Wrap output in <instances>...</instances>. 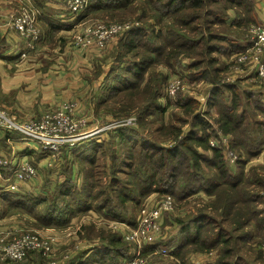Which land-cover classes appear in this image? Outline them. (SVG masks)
<instances>
[{
    "label": "trees",
    "instance_id": "obj_1",
    "mask_svg": "<svg viewBox=\"0 0 264 264\" xmlns=\"http://www.w3.org/2000/svg\"><path fill=\"white\" fill-rule=\"evenodd\" d=\"M141 1L145 8L131 6L134 0L87 1L84 13L136 9L135 19L139 21L137 26L109 42L110 48L107 44L101 50V55L109 57L111 62L101 83L104 91L100 89L96 109L109 101L110 95L116 97L140 90L145 97L134 115L140 120L139 125H143L142 119L151 115L150 111H160L171 101L169 97L164 102L160 98L168 74L151 70L156 65L167 66L173 74L185 71L189 82L211 83L206 108L202 109L198 98L192 96L178 97L179 101L174 99L175 107L187 114V118L177 117L168 125H161L158 130L164 128L168 133L161 140L150 139L143 134L142 128L129 127L126 123L105 132L104 143L108 145L105 158L109 159L107 169L111 178L108 188L95 177V171L99 170L96 160L100 148L96 138L100 136L84 138L72 147V151L65 150L64 156L68 161L73 157L74 161L86 164V171L80 168L75 177L73 167L77 169L78 166L73 162L67 175L59 173L56 184L47 183L46 187L51 191L48 194L21 195L13 190L3 191L0 216L19 211L30 217L34 215L38 220L59 223L60 227L79 211L94 209L91 213L97 215L96 210H101L105 216L118 218L114 208L120 207L119 215H122V207L128 201H137L146 195L159 199L160 195L171 194L177 199L175 209L179 213L169 218L176 230L164 245H173L169 256L175 264H185V254L189 251L204 253L210 250H216L217 255L204 264H264V253L261 252L264 247V206H260L264 205V197L260 194L264 188V175L253 174L254 165L249 166V172L245 169L248 160L264 146V118H249L244 109H239L244 100L246 110L264 115V99L251 89L242 90L238 84L224 81L230 65L219 62L218 55L233 46L228 36L233 27L246 34L249 24L255 22L250 0ZM63 2L65 4L66 0ZM147 10L151 11L154 20L142 22ZM230 11L235 13L233 20H229ZM0 37L1 50L7 44ZM180 57L191 59L185 70L177 67ZM101 70L97 65L93 75L98 76ZM225 92L231 95L230 102L224 99ZM212 111L216 115H212ZM109 115L117 118L131 116V112L122 116L109 112ZM218 129L231 136L230 147L238 152L233 165L235 171L224 159L226 146L222 142L215 146L209 144L211 137L218 139ZM122 147L126 148L124 155L119 151ZM199 148L212 155L207 156ZM119 173L129 175L130 180L121 182ZM248 173L252 174V181H249ZM205 194L211 199L206 200ZM192 197H195L193 205L187 202ZM50 200L53 207L47 215L36 214V210L44 208ZM186 204L191 208L185 210ZM93 229L94 226L86 225L83 227L85 233H80V237L90 240L87 244L93 247L84 250L79 259L71 258L70 263L125 264L134 255V245L117 232L95 234ZM160 242L161 239L158 246H162ZM245 252H251V258L243 260ZM38 257L48 264V258L38 251L28 252L25 260L17 264H40Z\"/></svg>",
    "mask_w": 264,
    "mask_h": 264
},
{
    "label": "crops",
    "instance_id": "obj_2",
    "mask_svg": "<svg viewBox=\"0 0 264 264\" xmlns=\"http://www.w3.org/2000/svg\"><path fill=\"white\" fill-rule=\"evenodd\" d=\"M250 3L254 12L255 22L250 23L249 26L254 24L264 27V0H250ZM0 5L2 11L10 10L12 8V0H0ZM36 5L41 7L42 36L34 49L26 51L25 56L20 55V51L25 46L19 36L15 32L11 34L10 30H1L0 35L4 38L7 46L0 50V106L8 108L10 112L20 117H39L48 111L56 109L66 100L76 99L80 106V110L76 114L86 116V121L87 119H89L88 122L98 120L101 122L96 125L98 127L114 121L111 119L109 112L96 113V117H94V114L91 115L92 111L97 112L96 106L91 101L86 102L91 99L93 94L98 93L97 87L102 83L103 77L108 72L111 62L110 58L102 56L101 49L94 46L89 47V49H75L67 41L68 30L72 28L74 30L75 18L67 12L63 0H37ZM228 14L229 20H233L236 17L233 11ZM249 26L246 34L238 32L236 30L237 27H233V31L229 32L228 36L232 39V45L235 47L232 48V46L226 52L218 54L219 62L223 64L233 63L234 56L238 52L234 51L249 44ZM111 45V43L108 44L107 48H110ZM103 57L105 58L103 63H101L100 61ZM184 60H186L185 65H187L191 59L184 58ZM97 65H100L102 70L98 76H94L93 71ZM228 69L227 76L231 79V75L236 70L231 66ZM237 76L238 85L242 90L251 89L256 96L264 99V80H260L254 75L249 77L247 70L242 71L241 74L238 72ZM198 82H203L207 90L212 87L209 82L202 80ZM83 110L89 111V113L81 114L80 112ZM212 115H216V113L212 111ZM91 116L93 118H89ZM5 131L0 127V155L7 156L9 163H11L6 167L0 168V194L2 190H9L8 178H11L10 170L13 165H16L21 160L23 161L31 156L29 159H33L32 161L37 163L38 172H43L46 168V156L44 157L41 154L42 151L35 141L15 138ZM250 165L264 167V146H262L258 154L248 160L245 169ZM55 166L52 172L56 174L51 175L53 178H49L48 184L59 180V158L55 161ZM230 168L235 171L233 165ZM15 184L16 188L13 192L21 195L33 193L36 188L30 183L21 182V180H15ZM4 214L6 215L0 216V230L13 226L14 222L25 224L22 220L17 219H26V214L23 212L11 211ZM93 215L97 217V215ZM27 217H29L27 218L28 220H31L30 216L27 215ZM162 218L161 224L163 226L164 219ZM67 233L68 231L64 235ZM85 247L89 249L93 246L88 244L83 249H86ZM133 251L135 252L134 247ZM201 257L197 256L198 259Z\"/></svg>",
    "mask_w": 264,
    "mask_h": 264
},
{
    "label": "built area",
    "instance_id": "obj_3",
    "mask_svg": "<svg viewBox=\"0 0 264 264\" xmlns=\"http://www.w3.org/2000/svg\"><path fill=\"white\" fill-rule=\"evenodd\" d=\"M20 6L16 10L3 11L0 13V33L2 29L13 30L18 34L23 41L25 48L20 51V55L25 56L28 49H34L40 42L42 31L39 25L41 12L36 5L35 0H16ZM88 0H66V10L75 16H80L87 7ZM2 11V10H1ZM139 24L138 20L126 23H104L94 21L87 23L79 30H75L72 39V44L75 48L85 49L94 46L98 49H103L107 43L114 40L119 35H122L133 26ZM6 30V32H7ZM249 44L238 51L234 56L235 65L233 68L236 71H248L250 75H254L260 80H264V27L258 25L249 26ZM185 70V69H184ZM237 75L233 73L231 80H235ZM197 86L198 100L203 109L206 105L208 90L200 91L203 82L190 83L187 80L185 71L175 73L170 78L161 95V100L164 102L168 97H174L181 91ZM175 98V97H174ZM79 103L76 100H66L62 102L58 108L53 109L38 118L32 117L26 122H18L14 117H7L3 112H0V126L6 131L17 130L24 137H28L37 141L44 149H57V144L60 141H67L69 145H75L77 142L89 137L90 135L99 134L102 130L110 127L115 128L122 123H127V120L119 122H110L99 127H93L86 132L79 129V126L86 122V116L80 119L73 120L72 115L79 110ZM225 134L210 140V145L215 146L226 140ZM73 145V146H74ZM236 158L233 155L231 161ZM237 159V158H236ZM235 162V161H234ZM233 162V163H234ZM11 163V162H10ZM9 160L0 155V167L10 164ZM232 163V162H231ZM34 174V170L29 162L20 161L13 165L8 178L9 190L16 188L15 180H25ZM11 182V183H10ZM173 209V197L171 194H164L160 199L150 205H145L139 210V217L134 225L126 222H120L119 232L121 238L131 242L134 245L135 253L128 259L125 264H149L148 261L141 255L143 248L146 245H154L156 239L161 234V218L164 212ZM70 232L68 231L67 234ZM54 236H44L37 232L26 231L22 232L19 228L0 230V263L17 264L23 261L28 252L38 251L48 257V264H57L58 258L53 257L52 251L55 243ZM155 250L160 254H168L169 249L164 246H157ZM70 254L66 253L64 257ZM202 256L197 258V256ZM216 250H210L204 253H194L190 259L193 264H198L201 260L206 261L215 258Z\"/></svg>",
    "mask_w": 264,
    "mask_h": 264
},
{
    "label": "rangeland",
    "instance_id": "obj_4",
    "mask_svg": "<svg viewBox=\"0 0 264 264\" xmlns=\"http://www.w3.org/2000/svg\"><path fill=\"white\" fill-rule=\"evenodd\" d=\"M64 5H66V4H64ZM134 5H138L139 7H141V9L146 7L145 3H143L141 0H134L133 5H131V6H134ZM19 6H20V4L16 0H12V8L9 11L16 10V9H18ZM38 8L41 12V9L39 6H38ZM67 12L70 13L69 11H67ZM150 12H151L150 10L146 11V14H145L146 16L142 22H144V21L151 22L150 21L151 19L154 20V18L151 17L152 13L150 14ZM0 13H5V12L1 11V9H0ZM138 13H140V12H138ZM136 14H137L136 9L135 10L127 9L123 12H121V11H105V10L94 12L91 10V11H87L85 13L83 12V14H81L80 16H75V23L73 24V26H74V30L76 29V31H77L81 28V26H83L87 23H90V22H94V21H101L104 23L134 22L136 20L135 17H137V16H135ZM72 16H73V14H72ZM39 25L41 28L40 18H39ZM163 28H164L163 30H165L164 26H163ZM74 30H73V28L71 30H68L69 34L66 35L67 41L71 44H72L73 36L76 32ZM13 32H14L13 30H10L11 34H14ZM111 41H109V42H111ZM50 47H51V45H50ZM75 49H77V48H75ZM85 49H87V48H85ZM185 62H186V60H184L183 57H180L178 60L177 67H180L181 70L186 69L187 66L185 65ZM229 65L231 67H233L235 65V62L234 61H233V63L230 62ZM151 70H154V71L161 70L164 74H166V75L168 74V77H167V79H166V81L162 87V93H163L164 88H165L168 80L170 78H172V76L175 73L173 74L172 71H170L167 68V66H163V65H159V66L156 65V66L152 67ZM238 72L239 71H236L233 73H235L237 75ZM241 73H242V71L240 72V74ZM147 77H145V78H147ZM237 77L235 80H231L226 75L224 78V81H229L231 83L238 84V81H237L238 78ZM190 83H193V81H190ZM195 83H198V82H195ZM143 87L144 86H142L141 88H143ZM97 89L99 90L98 93H100L101 84H99V87H97ZM102 91H104L103 88L101 89V92ZM200 91H203V92L207 91L206 85H204V83L200 87ZM93 92H96V91H93ZM98 93L93 94L91 99H88L86 102L91 101L96 106V103H97L98 98H99ZM143 94H145V93H141L140 90H135V91L132 90L130 92L121 93V94L117 95L116 97H111V95H110L109 101H107L105 104L100 105L97 112L92 111L91 115L94 114V117H96L97 116L96 113L102 114V113H106V112L107 113L112 112L114 115L122 116L123 114L131 112V116L123 115L124 117H117V118H113L111 116V119H113L114 121L117 119L116 122H119V120H127V123L125 125H127L129 127L130 126H133V127L138 126V127L142 128L141 130H142L143 134L148 135V137L150 139L161 140L162 138H166L167 134H168L164 128H161V130H158V128L161 125H168V122L174 121L175 118H177V117L187 118V114H184L181 109H179L178 107H175L174 99L179 101L178 97H180V99H182V98H187L189 96H192L194 98H198V96H199L198 92H197V86L195 84L191 88L186 89V91H183V92L179 91L176 94V96H174L175 98L169 97V98H171V101H169L170 104L167 105L165 108H163L160 111H156L154 109L152 111H150L151 115H148L146 118L142 119V120H144L145 123L140 126L139 125L140 120L138 121V119L134 115V113L136 112L138 107L141 105L140 103L143 102V100H144L145 95H143ZM101 96H103V95H101ZM224 99L227 102H230L231 101V95L228 94L227 92H225ZM73 100H76V99H73ZM86 105H88V104H86ZM124 106H126V108H124ZM204 108H206V105ZM240 108L244 109L245 114L249 118L250 117L251 118H264V115H262L260 113L254 114L253 110H246V104H245L244 100H242L241 105L239 106V109ZM107 110H109V111H107ZM0 112H3L7 117H14L16 121L21 122V123L26 122L27 120L32 118V117H28V118L20 117L17 114L10 112V110L8 108L2 107V106H0ZM85 112H86V114L89 113V111H86V110H83L80 113L83 114ZM71 117L73 120H76V119H80L82 116H79L75 113V115H72ZM34 118H38V117H34ZM89 118H93V116H91ZM88 120L89 119H87V121L83 125L79 126L80 130L88 132L91 129H93L94 126L101 123L98 120H92L90 122H88ZM100 120H103V119H100ZM114 121H111V123ZM165 123H167V124H165ZM0 126H2V125L0 124ZM119 126H121V124ZM96 127H98V126H96ZM253 127H254V125H253ZM112 129L113 128L110 127L106 130L105 129L102 130L99 134L90 135L89 137H87L88 139H90V138H95L94 136H100V137L96 138L100 148H99V151L97 154V160H96L97 169H99V170L95 171V177L99 178V180H101V182L104 183L103 187L106 186L107 188L111 184V178L109 175V171L107 169L108 165L110 164L109 159L105 158V154L108 151V145L106 143H104V139L107 136L105 132L112 130ZM146 130H147V132H146ZM5 132L9 135L14 136L15 138H23V139L32 140L28 137H24L22 135V133L17 131V130H11V131H8V132L5 131ZM218 132H219V136L223 135V133L219 129H218ZM259 133H257V135ZM87 138H85V139H87ZM214 138H215V136L211 137L209 139V144H210V140H213ZM33 141H35V140H33ZM35 142L39 146V149L42 151L41 154L44 155V157L46 156V159H45V167L46 168L43 172H40V171L38 172L37 163L33 162L32 161L33 159H29V158H31V156H29L28 158H25L23 160V161L29 162L30 165L32 166L33 170H34V174L32 176H30L29 178H27L25 180H21V182L30 183L31 185H34L33 187H36L32 194L41 195L40 192H44L46 194L49 193L50 189L47 188L46 185H47L49 178L50 177L53 178L51 175L56 174L55 172H52V171L56 167L55 161H57L58 158H59V172L60 173L62 172V173H65L67 175L70 172V170L72 169V166H73L72 163L73 162H75V164L78 166L77 169H75L73 167L74 172L76 173L75 177H78V170L80 168H82L83 171H86L88 169V166L86 164H84L83 162L82 163L76 162V161H74L73 157H72V159L69 158V161H68V160H66V157L64 156L65 150L69 149L70 151H72L73 150L72 147L76 146L78 144V142L75 145L73 144L74 145L73 146V145H69V142H67V141H60L59 140V144H57V149H55V150L54 149H44L41 147V145L37 141H35ZM230 143H231V136L227 135L226 140L223 144L226 146V149H227V153L224 156V159L228 161L229 166L234 165L233 162L238 157V152L235 150V148L233 149L230 147ZM199 150L203 153L205 152L204 154H206L207 156L212 155V153L208 150L204 151L201 148H199ZM119 151L121 154L124 155L126 152V148L123 149V147H122ZM233 155H235L236 158L234 159V161H231ZM62 156H63V158H62ZM72 156H73V152H72ZM134 156H135V154H134ZM3 157L9 159L7 156H3ZM137 157H136V159L138 160ZM37 158H35V159H37ZM118 162H120V161H118ZM140 164H142V163H139V165ZM6 166L7 165L1 166V167H6ZM254 167H256V170L254 168L251 169L253 174H255L256 176L264 175V169L261 170L260 165H254ZM205 168L210 170L208 167H205ZM249 168L250 167H246L247 172H249ZM105 169L107 170L106 172L104 171ZM91 173H93V172H91ZM248 174H246V175H248ZM38 175H40L41 178L38 177ZM79 175L81 178V174H79ZM251 175L252 174H249V176H248L249 181L253 180L252 177H250ZM63 178H64V176H63ZM119 178L122 182L124 180L125 181L130 180L131 177L129 175L119 173ZM54 183H55V181H52L49 183V185H54ZM56 183H57V180H56ZM3 191L4 190H2V192ZM50 193H51V191H50ZM260 194H262V197H264V188H262V193H260ZM162 196L160 195L159 197L161 198ZM172 197H173V209L168 210L167 212H164L162 215L163 216L162 219H164V222H163V226L161 224V228H162L161 235L155 241L156 246H154L155 244L154 245H146L143 248V252L141 253V255L148 261L149 264H175V261L172 258H170V256H169V253L173 249V245H171V247H166L164 245V242L166 241V239L172 238V236L176 230L169 223V220H168L169 218H172L178 212V210L175 209L177 199L175 200L174 196H172ZM194 198L195 197L190 198V200L188 199L187 202H189L191 205H193L194 204ZM151 199H153V200H151ZM205 199L209 200V199H211V196H207L205 194ZM51 200L47 203V205L44 208H38L36 210V212H37L36 214H44L45 213V215H47L48 210L53 207V205H51V203H52ZM157 200L158 199H156L153 195H150V196L146 195V196L141 197L137 201L136 200L135 201H128L122 207L124 209V213L122 215H119L120 207L114 208V212L118 215L117 216L118 218L112 217L108 214H107L108 216H105V215H103L104 213L101 210H96L97 217H95L91 213V210L94 211V209H91L88 211H79V212L75 213L70 218L71 219L70 222H67L65 225H62L60 227H59V223H57V224L52 223L50 220L48 222L42 221L40 218L38 220L34 215H31L30 213H28V214H30L33 217H31V220H28L27 218H29V217H27V214L25 213L26 219L17 218L19 220H22V222H24L25 224H20V223L14 222L13 226L6 227V229H4V230L19 228L22 232L31 231V232H37V233L44 235V236H54L56 239H55V243H54V247H53L54 249H53L51 255L55 258H58L59 262L57 264H59V263L60 264H72V263H70L71 258L75 259V260L79 259V256L83 253L84 250L87 249L86 247H85L86 249H83V247L87 246L89 244V243L87 244V242L90 241V240H87L86 238L80 237V233H85L83 230L84 226H86V225L94 226L93 231L95 232V234L97 232H100V231H103V233H106L108 231H111V232L114 231V232H117L121 236V233L119 232V229H118L120 226V222H126L128 224L134 225L136 223L138 217H139L138 213H139L140 208L145 206V205L153 204ZM212 200H213V198H212ZM197 201H198V199L195 202H197ZM190 204L189 205L186 204L187 206L185 205L184 209L185 210L190 209L191 208ZM260 206H264V205H260ZM3 215H6V214H3ZM17 219H15V220H17ZM165 226H167V227H165ZM67 231H69L70 233L64 235V233H66ZM160 239H161V242H160L161 245L166 247L167 249H169L168 254H160V253L155 251L158 248L157 246H158V242ZM159 246H160V244H159ZM146 248H148V249H146ZM261 252L264 253V247L261 248ZM66 253H69L70 255L68 257H64V255ZM194 253H197V252L189 251L185 254V264H193V262L190 259L195 261L194 257L193 258L191 257V255ZM29 255H28V257H29ZM249 258H251V252H248V253L245 252L242 256L243 260H247ZM37 260L39 261L40 264H44V259L42 260L40 257H38ZM206 261L201 260L198 264H204Z\"/></svg>",
    "mask_w": 264,
    "mask_h": 264
}]
</instances>
